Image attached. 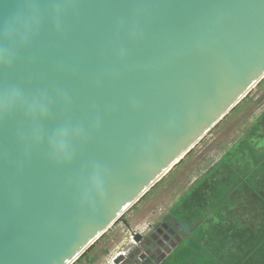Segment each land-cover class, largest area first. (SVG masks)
Instances as JSON below:
<instances>
[{"label":"water","instance_id":"1","mask_svg":"<svg viewBox=\"0 0 264 264\" xmlns=\"http://www.w3.org/2000/svg\"><path fill=\"white\" fill-rule=\"evenodd\" d=\"M263 79L264 0H0V264L76 263Z\"/></svg>","mask_w":264,"mask_h":264},{"label":"trees","instance_id":"2","mask_svg":"<svg viewBox=\"0 0 264 264\" xmlns=\"http://www.w3.org/2000/svg\"><path fill=\"white\" fill-rule=\"evenodd\" d=\"M166 221L181 241L147 264H264V111L179 198Z\"/></svg>","mask_w":264,"mask_h":264},{"label":"rangeland","instance_id":"3","mask_svg":"<svg viewBox=\"0 0 264 264\" xmlns=\"http://www.w3.org/2000/svg\"><path fill=\"white\" fill-rule=\"evenodd\" d=\"M215 128H213L161 181L132 209L123 215L77 264H116V257L125 254L118 264L132 258L137 264L160 259L169 253L164 246L153 243L148 247V233L163 230L166 217L179 198L233 146L264 111V79ZM238 106V105H237ZM165 233V232H164ZM141 240H135L136 235ZM162 237V236H161ZM162 239V238H161ZM89 250V249H88ZM134 253V254H133ZM136 253V254H135ZM145 256V257H144ZM144 257V258H143ZM143 261H142V260ZM144 259H147L145 261ZM75 264V263H74Z\"/></svg>","mask_w":264,"mask_h":264},{"label":"flooded vegetation","instance_id":"4","mask_svg":"<svg viewBox=\"0 0 264 264\" xmlns=\"http://www.w3.org/2000/svg\"><path fill=\"white\" fill-rule=\"evenodd\" d=\"M162 225H163V228H164L163 230L154 229L153 227L150 229V232L148 233L149 235L147 236L148 237L147 240H149L148 247L151 248V245L155 242V243H157L161 247L164 246V245H166L165 248L167 250H170L171 251V249H173L174 246L181 241V236H179L177 234L178 233L177 232V230H178L177 228H176V232L175 233L172 232V230H173L174 227L171 226L168 222H165V224H162ZM143 239L142 240L140 239L139 241L142 242ZM152 251H154V248L153 249L151 248V252ZM124 256H126V255H124ZM124 256L118 257L116 259L117 260V263L116 264H118V261L119 260H120L121 263H123L121 261L123 258H121V257H124ZM154 257H156L155 256V251H154ZM159 258L161 259L162 256H160ZM144 260H146V259H144ZM156 260H159V259H156Z\"/></svg>","mask_w":264,"mask_h":264},{"label":"built area","instance_id":"5","mask_svg":"<svg viewBox=\"0 0 264 264\" xmlns=\"http://www.w3.org/2000/svg\"><path fill=\"white\" fill-rule=\"evenodd\" d=\"M121 255H125V254H121ZM118 257H119V256H118ZM118 257H116L115 260H116Z\"/></svg>","mask_w":264,"mask_h":264},{"label":"clouds","instance_id":"6","mask_svg":"<svg viewBox=\"0 0 264 264\" xmlns=\"http://www.w3.org/2000/svg\"><path fill=\"white\" fill-rule=\"evenodd\" d=\"M121 256H124V255H121ZM120 257V256H119Z\"/></svg>","mask_w":264,"mask_h":264}]
</instances>
